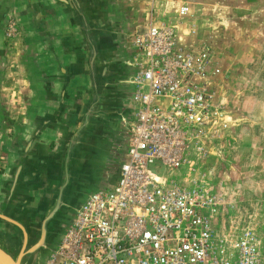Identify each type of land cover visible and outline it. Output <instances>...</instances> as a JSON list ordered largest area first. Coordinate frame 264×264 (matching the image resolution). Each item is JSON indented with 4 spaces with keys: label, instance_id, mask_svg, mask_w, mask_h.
<instances>
[{
    "label": "built area",
    "instance_id": "2783aa9c",
    "mask_svg": "<svg viewBox=\"0 0 264 264\" xmlns=\"http://www.w3.org/2000/svg\"><path fill=\"white\" fill-rule=\"evenodd\" d=\"M116 1L144 12L125 33L127 147L116 183L82 202L45 264H264L251 225L218 229L233 204L200 171L245 119L224 89L222 60L185 22V1L170 0L168 11L166 0Z\"/></svg>",
    "mask_w": 264,
    "mask_h": 264
},
{
    "label": "water",
    "instance_id": "95a60500",
    "mask_svg": "<svg viewBox=\"0 0 264 264\" xmlns=\"http://www.w3.org/2000/svg\"><path fill=\"white\" fill-rule=\"evenodd\" d=\"M54 2L76 40L72 70L55 90H69L82 79L81 99L55 150L43 142L53 125L28 131L0 204V264H35L54 250L91 194L101 142L117 120H127L118 92L120 50L105 0Z\"/></svg>",
    "mask_w": 264,
    "mask_h": 264
},
{
    "label": "rangeland",
    "instance_id": "374dc122",
    "mask_svg": "<svg viewBox=\"0 0 264 264\" xmlns=\"http://www.w3.org/2000/svg\"><path fill=\"white\" fill-rule=\"evenodd\" d=\"M183 1L190 8L185 22L198 28L200 38H205L222 60L224 89L236 103L238 114L245 116L221 156L206 160L200 169L213 191L233 204L220 216L218 229L249 224L264 251V0ZM164 4L161 9L168 11L170 0ZM13 57L2 83V96L7 107L19 112L26 84L16 54ZM127 142L125 136L111 157L104 186L116 183L119 155Z\"/></svg>",
    "mask_w": 264,
    "mask_h": 264
},
{
    "label": "flooded vegetation",
    "instance_id": "af4514ba",
    "mask_svg": "<svg viewBox=\"0 0 264 264\" xmlns=\"http://www.w3.org/2000/svg\"><path fill=\"white\" fill-rule=\"evenodd\" d=\"M105 3L109 18L115 24L120 50L118 75L123 80L118 92L128 119L132 108L133 73L125 39L129 20L114 0H105ZM75 48L74 35L54 0H0V204L32 125H53L47 128L43 142L55 150L73 122L81 99L82 79L69 90L55 88L63 73L67 76L72 70ZM14 54L26 84L19 112L13 111V106L7 107L2 96V83ZM123 132L124 125L117 120L101 142L93 160L91 192L104 186L109 161L117 152ZM49 253L39 257L35 264H45Z\"/></svg>",
    "mask_w": 264,
    "mask_h": 264
},
{
    "label": "crops",
    "instance_id": "0c3cea01",
    "mask_svg": "<svg viewBox=\"0 0 264 264\" xmlns=\"http://www.w3.org/2000/svg\"><path fill=\"white\" fill-rule=\"evenodd\" d=\"M114 1L117 3L116 0H114ZM117 4L126 14H128L127 16H128L129 23H128L127 30L130 27V22L132 21L131 15H133L135 18L138 17V16H143L144 15L143 10L131 8L130 6L125 5V4H121V5L119 3H117ZM126 31H125V33H126Z\"/></svg>",
    "mask_w": 264,
    "mask_h": 264
}]
</instances>
